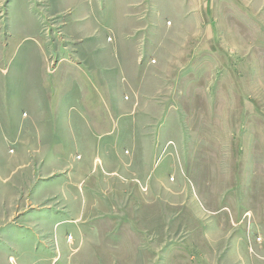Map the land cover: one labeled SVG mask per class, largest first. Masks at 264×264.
Returning a JSON list of instances; mask_svg holds the SVG:
<instances>
[{
  "label": "rangeland",
  "instance_id": "rangeland-1",
  "mask_svg": "<svg viewBox=\"0 0 264 264\" xmlns=\"http://www.w3.org/2000/svg\"><path fill=\"white\" fill-rule=\"evenodd\" d=\"M141 1L143 115L115 70L102 90L104 26L68 38L69 13L66 39L35 42L63 33L44 1L0 0V264H264V0Z\"/></svg>",
  "mask_w": 264,
  "mask_h": 264
},
{
  "label": "crops",
  "instance_id": "crops-1",
  "mask_svg": "<svg viewBox=\"0 0 264 264\" xmlns=\"http://www.w3.org/2000/svg\"><path fill=\"white\" fill-rule=\"evenodd\" d=\"M42 2L43 6L40 7L41 10L46 11L47 14L49 13L50 17H54V22L52 25L53 27H51L49 30L53 31L52 28H55L56 26H62L63 33L54 34L53 32L50 34H44L41 32L39 24V32L37 33L40 36H32V34H28V37L33 38V41L35 42L43 41V43L56 42L60 40L62 41L63 39H66L64 35V27L69 25L67 20V15L69 13L70 20L72 21L70 27L71 30L74 31V34L71 35L70 33L68 38H73L79 42L86 39H93L95 37L99 38V28L104 26L107 34L106 39L101 38L98 39L93 45L91 44L92 46L97 47L99 43L100 45L103 43L104 47L106 45L105 40L110 44V46L108 45L107 49L104 50L103 55L100 58L101 62L103 63L101 66L102 71H106L107 73V75L103 77L104 85L102 90L107 94V96H110V93H112L111 72L115 70L121 75V80H125L123 91H129L132 94V99L129 102V106L139 107L138 112L140 110L141 115H143V106L145 108L150 102V100L149 102L144 101L143 98L157 94L158 81L155 74L156 71L153 69V65H151L149 62L151 56L155 55L156 53V47L153 45L151 37L155 23L151 20V24L148 25V19L141 17L140 13L142 12V1L42 0ZM37 5L39 6L40 4ZM146 8L149 10L150 7ZM65 11L68 12L64 13ZM154 17L157 16L154 15ZM19 25L20 27L28 26V30L31 31V23H29V21L20 22ZM150 27L151 30L149 29L147 32L148 29L146 28ZM49 44L47 47L51 49ZM64 47L68 48V45H65ZM70 50V54H72L71 47ZM56 52L59 56L56 57V60L54 61V69L57 67L59 62L61 64L62 62H66L65 60H70V63H73L69 56H63L64 51L62 52L57 49ZM90 52L91 49H89V46H86V48L83 50V58L88 57ZM50 54L51 59H53V54ZM149 55L150 59L147 57ZM140 57H143V59ZM93 63L94 60H91V64ZM77 67L79 69L76 67L74 68L78 72L83 73L84 70L79 66ZM93 72L100 73V70L93 69ZM89 82L93 84L89 77L86 76V83L81 80L79 82V87L76 89L77 92L69 93L67 98H73V100L78 104L88 106L91 100L90 96L93 92ZM116 91L117 90L114 89L115 93ZM67 92L65 94L63 93V98L64 96L66 97ZM119 97L120 100H122L120 94ZM123 97L125 98L126 95ZM60 103L61 101L59 104ZM127 114L132 116V120H134L137 116L135 113ZM41 135V137H51L54 139V147H59L60 149L59 151H55V153L58 154L64 150L63 144H61L63 139L60 140L57 135H52L45 132ZM82 141L89 143L88 139H83Z\"/></svg>",
  "mask_w": 264,
  "mask_h": 264
}]
</instances>
